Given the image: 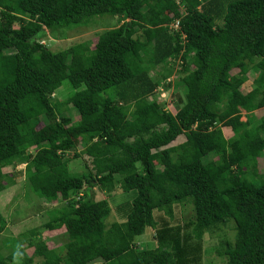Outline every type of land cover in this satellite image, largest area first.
<instances>
[{
    "label": "trees",
    "instance_id": "trees-1",
    "mask_svg": "<svg viewBox=\"0 0 264 264\" xmlns=\"http://www.w3.org/2000/svg\"><path fill=\"white\" fill-rule=\"evenodd\" d=\"M103 15L120 23L94 44L53 52L40 43ZM157 66L166 87L178 74L184 97L175 112L149 98L162 83L150 75ZM250 70L255 86L244 92ZM60 89L63 100L53 98ZM70 107L76 123L64 115ZM257 108H264V0H0V193L23 175L42 202H59L42 204L41 226L3 240L0 251L9 254L0 252V264H202L205 235L228 223L234 239L220 240L217 253L227 264H264ZM180 135L186 140L170 145ZM84 156L88 172H72L69 163ZM93 188L130 194L126 219L107 227L111 205L91 199ZM186 201L196 217L183 233L172 221L174 205ZM5 226L0 213V233ZM40 228L64 229L68 240L51 248ZM150 228L156 244L142 245Z\"/></svg>",
    "mask_w": 264,
    "mask_h": 264
},
{
    "label": "rangeland",
    "instance_id": "rangeland-1",
    "mask_svg": "<svg viewBox=\"0 0 264 264\" xmlns=\"http://www.w3.org/2000/svg\"><path fill=\"white\" fill-rule=\"evenodd\" d=\"M120 23L117 16H98L93 18L91 24L86 27H76L68 30H63L59 34H48L40 40V43L48 50L56 52L67 49L69 46L88 41L92 44L95 43L97 36L102 31L108 30L112 27L117 26ZM171 24V23H170ZM173 24V23H172ZM171 24V26H172ZM17 27V25H15ZM170 26V25H169ZM173 28L174 25H173ZM11 51L6 50L5 55L10 54ZM178 67L177 63L174 64V68ZM161 68L157 66L152 71L150 75H153V78L161 79L159 75H155L154 72L159 71ZM178 69V68H177ZM239 70L234 69L233 73H237ZM247 75L249 80L246 84L243 85L242 90L247 92L254 88V78L256 77L255 71H248ZM178 79L177 72H173L168 79V81L174 82L173 85L166 87L164 81L158 86L157 90L149 97L150 99H156L161 101L162 105L168 111L175 112V105L179 96L184 97L182 90H176V82ZM178 93V94H177ZM66 93L65 90H59L55 93L53 98L60 100L65 99ZM254 113L257 117L264 115V108H257L254 110ZM64 115L69 116L73 123H76L79 118L77 112L70 107ZM249 117V114L243 110L242 120L246 121ZM223 131L227 137L233 135V131L230 127L223 126ZM186 140L185 135H180L175 141L170 145H180ZM77 150H81L82 145L79 143L77 145ZM215 157V155H213ZM212 155L209 156L211 158ZM89 159L84 157H79L73 159L69 163V168L72 172H78L80 174L87 173L90 169L88 164ZM23 170L24 165L20 164L14 168L16 172L18 170ZM259 170L264 172V160L259 162ZM4 172H11L12 169L6 168L3 169ZM27 186V187H26ZM25 187V189H24ZM89 196L95 201L102 199L108 200L109 206L111 205V214L106 217L105 224L109 227L113 222L119 221L122 222L126 219L127 211L129 210L128 205L129 201L132 199V196L126 192H123L121 188H118L110 194H106L104 191L93 188L89 190ZM47 204L48 209L59 206L57 201H43L38 198L35 194L32 193L31 189L27 185V180L23 175L15 177V184L12 186H7V189L4 192L0 193V213L6 220V226L2 233H0V245L4 239H7V242H10L13 239H17L20 234L24 233L27 230L41 226L44 222L48 220L45 210L42 208V204ZM157 219L164 215L162 211H156ZM174 216L175 219L172 221L175 225H181L183 233L190 231L191 227L185 226L186 223L192 221L196 217V211L194 210L193 203L184 202L177 203L174 205ZM42 238L47 241L51 248H58L67 242V236L64 234V229L57 231H47L42 228ZM155 229H148L140 241L142 245L154 246L156 244L155 240ZM235 230L233 229V224L228 223L221 227V229H215L207 233L202 241L203 255H202V264H227V259L223 256H220L217 253L218 243L222 239L229 238L234 239ZM8 244V243H7ZM11 244V243H9ZM12 245V244H11ZM3 256L9 254L8 251L2 249L0 251ZM33 252L32 248L26 250L28 255H31ZM13 264H19V261L14 262Z\"/></svg>",
    "mask_w": 264,
    "mask_h": 264
},
{
    "label": "built area",
    "instance_id": "built-area-1",
    "mask_svg": "<svg viewBox=\"0 0 264 264\" xmlns=\"http://www.w3.org/2000/svg\"><path fill=\"white\" fill-rule=\"evenodd\" d=\"M177 1H178V0H176V2H177ZM178 24H179L178 19H176L175 22L173 23V25H174L175 28H178V26H179Z\"/></svg>",
    "mask_w": 264,
    "mask_h": 264
}]
</instances>
